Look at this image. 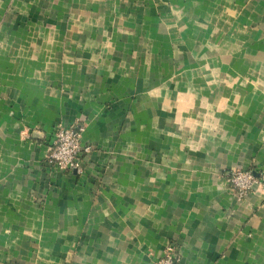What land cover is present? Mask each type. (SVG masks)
<instances>
[{"label":"crops","instance_id":"obj_1","mask_svg":"<svg viewBox=\"0 0 264 264\" xmlns=\"http://www.w3.org/2000/svg\"><path fill=\"white\" fill-rule=\"evenodd\" d=\"M84 127L81 172L45 164ZM264 0H0V264H264Z\"/></svg>","mask_w":264,"mask_h":264},{"label":"built area","instance_id":"obj_2","mask_svg":"<svg viewBox=\"0 0 264 264\" xmlns=\"http://www.w3.org/2000/svg\"><path fill=\"white\" fill-rule=\"evenodd\" d=\"M83 131L84 127L77 123L69 126L56 125L48 145L45 164L59 172L80 173L84 157L91 152V148L82 143ZM228 182L236 189L239 198H244L261 185L258 177L251 171L232 172L228 176ZM151 264H179L176 250L168 246L163 255Z\"/></svg>","mask_w":264,"mask_h":264},{"label":"rangeland","instance_id":"obj_3","mask_svg":"<svg viewBox=\"0 0 264 264\" xmlns=\"http://www.w3.org/2000/svg\"><path fill=\"white\" fill-rule=\"evenodd\" d=\"M82 126V125H81ZM84 132V131H83ZM241 171H251V172H253V174L255 175V172L254 171H252V169H248V170H232V171H229V172H227V173H225V176H224V178L226 179V181L228 182V176L230 175V173H232V172H241ZM256 177H258V179H259V181H260V184H261V186L263 185V181H264V174L263 173H260V174H258V176H256ZM228 184H229V186L231 187V189L236 193V189H234V187H233V185L231 184V183H229L228 182ZM251 192H253V191H250V193ZM237 194V193H236Z\"/></svg>","mask_w":264,"mask_h":264}]
</instances>
